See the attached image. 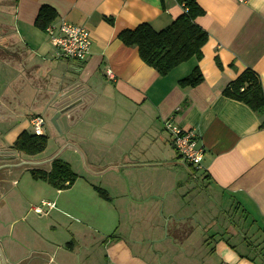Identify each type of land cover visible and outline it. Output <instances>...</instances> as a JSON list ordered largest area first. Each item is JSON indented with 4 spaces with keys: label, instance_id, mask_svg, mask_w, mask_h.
Returning <instances> with one entry per match:
<instances>
[{
    "label": "crops",
    "instance_id": "crops-1",
    "mask_svg": "<svg viewBox=\"0 0 264 264\" xmlns=\"http://www.w3.org/2000/svg\"><path fill=\"white\" fill-rule=\"evenodd\" d=\"M196 3L204 14L195 23L208 35L202 59L194 57L161 76L119 35L142 24L165 29L185 11L177 0H0V146L10 150L22 132L33 134L30 121L36 115L44 117V135L55 142L52 150L36 156L10 150L7 169L0 173V247L8 264H165L164 258L166 264H264V114L223 95L246 69L259 75L264 88V0ZM44 6L56 12L52 23L67 21L90 31L86 61L53 59L46 31L35 24ZM195 67L203 82L182 88L179 81ZM75 103L57 120L62 133L47 129L48 112L53 118ZM166 121L199 135L205 153L194 173L173 148ZM55 159L74 172L75 162L83 166L86 175L78 181L90 187V201L105 204L111 217L118 215L119 227L132 205L153 208L155 220L145 228L158 236L150 244L163 243L167 250L136 241L137 230L116 229L109 236L117 240L106 241V235L100 241L104 257L98 262L87 232L74 221L75 228L63 230L68 215L83 214L90 222V208L49 200L77 193L73 186L58 191L27 179L18 191L25 174L34 180L31 170L50 171ZM107 175L106 189L88 181ZM168 177L171 184L165 186ZM95 188L105 190L111 201L100 198ZM20 195L54 205L38 214L49 217L46 227L27 213L22 227L10 221L25 201ZM159 209L168 212L166 231L164 217L157 219ZM210 210H215L213 219ZM214 227L219 231L208 236ZM199 228L207 236L195 241L192 234Z\"/></svg>",
    "mask_w": 264,
    "mask_h": 264
},
{
    "label": "trees",
    "instance_id": "trees-1",
    "mask_svg": "<svg viewBox=\"0 0 264 264\" xmlns=\"http://www.w3.org/2000/svg\"><path fill=\"white\" fill-rule=\"evenodd\" d=\"M177 2L183 5L185 11L165 29L156 31L149 24H142L134 30H125L119 35L126 46L137 47L142 61L154 68L161 76L168 75L174 68L194 57L201 60L202 47L208 39L207 33L195 23L196 18L204 14L196 0H177ZM56 18V12L44 6L40 9L35 24L46 31ZM203 79L200 69L195 67L189 76L179 81V85L182 88L196 87L203 82ZM223 95L246 104L256 114H264V88L259 75L252 69H246L230 83L223 91ZM186 105L187 103L184 102L179 111ZM48 141L46 135L35 136L24 131L15 140L13 148L26 156H36L47 149ZM190 167L194 173L196 170ZM31 176L34 180L44 181L58 191L70 189L79 179L72 167L62 159H55L50 171L31 170ZM95 190L100 198L111 201L105 190L100 188ZM108 240L114 241L117 237L111 235L107 237L106 241ZM72 243L73 241L67 245L69 249Z\"/></svg>",
    "mask_w": 264,
    "mask_h": 264
},
{
    "label": "rangeland",
    "instance_id": "rangeland-1",
    "mask_svg": "<svg viewBox=\"0 0 264 264\" xmlns=\"http://www.w3.org/2000/svg\"><path fill=\"white\" fill-rule=\"evenodd\" d=\"M1 31L2 30L0 29V32ZM0 55H3V54H0ZM19 109L22 110V107H19ZM51 119L52 118L50 116V113L48 112L47 113V129L50 128L51 130H54V133L58 134L59 131L54 126ZM48 134L50 136L49 131H48ZM50 138H51L50 139L51 141H49V146H48L49 151L53 149V146L55 143L52 135L50 136ZM74 169H75V172H77V175L79 174L78 176L80 178L85 177L86 171L83 168V166H81L78 162H75ZM27 179L30 182L29 183L30 185H33L32 184L33 181H36V180H32L30 178L29 174H25L24 178L21 180L20 186L18 187V191L22 190V186L25 184ZM110 179H111V177L107 175L106 178H102V179H100V181L96 180L92 177H90V179H88V181L90 182V180H92V182H95L96 184H98L99 186L101 185V187H102L105 184H109L111 182ZM166 179H167V182H164V185L169 186L171 184L170 179H169V177ZM35 188H37V187H35ZM72 188H75V191L77 193L66 192V193H63L61 196L57 195L55 197L50 198L49 200L56 202L58 206H62V207H65L66 205L73 203L72 207L74 205H78V207H80V206L85 207L86 206V207L90 208V222L86 221L85 217H83V214L82 215L79 214V216L78 215L73 216L75 218H71L70 217L71 215H68L69 218H68V216H67V218H63V223H64L63 226L65 227V225H66V227H65L66 229H63V230L64 231L66 230L65 232L67 233V228H70V229L75 228L74 223H77L76 225H79L78 227L82 231L87 232L88 233V235H87L88 240L91 243L90 244V251L92 253H94L96 258L99 257L100 260H98V262L103 260V257H104V252H103L104 249H103V245L100 243V241L103 238H106L105 237L106 235L109 236V234L114 232L116 229H117V233H122V231H125V230H128V232H130V230H132L131 232H134L135 230H137L138 232L135 233L136 236L132 235L136 241L139 240L140 242H144V240H145V242H147L146 247L151 245L158 250L159 249L162 250V248L164 251L167 250L166 249L167 247L163 243L161 245L159 243L158 244H150L152 242L151 240H154V238H157L158 234L155 231L152 232V229L149 230L148 228H145V226H147L148 223H149L148 225H150L155 220V212H153L154 209L153 208L150 210L147 209V207H149V205H146V204L145 205H135V206L132 205L130 207L129 213L126 212L122 215L121 227H119V224L117 221L118 215H115L113 218V217H111L112 213L107 209V206L105 204H103L102 202L90 201V187L86 185L85 180H82V179L79 181L77 180ZM102 188H104V187H102ZM31 189H32V187H31ZM104 189H106V188H104ZM46 195L48 196L49 194H46ZM20 197L25 199V201H24V203L21 204L20 207H18L16 209V211H12V213H11L12 216H11L10 221H19L18 226L22 227L20 224L21 220H23L24 214L27 213L28 216H30V218L37 216V219H38L37 222L40 223V226L43 228L46 227L48 222H49V217H47V216L42 217L41 216L42 219H39L38 217H40V216H38L37 213L30 211V207H37L40 205L41 202H38L37 200H31L30 201V199H33L34 196L30 197V196L20 195ZM97 199H100V198L98 197ZM208 205H209V203H208ZM91 211H96V212H91ZM207 213L209 214L210 218L213 219L214 214H215V210L207 211ZM92 215H94V216H92ZM95 215H97V216H95ZM18 216H19V220L16 219ZM159 216L164 217V219H165L164 225H163V227H164L163 230L166 231V229H165L166 221H167V226L169 223V219L166 218V217H168V212L166 210L164 211V209H159L158 214H157L158 220H159ZM91 217L93 219H94V217H96V221H95V219H94V221L91 220ZM230 218H227V219H230ZM76 219H78V222L75 221ZM131 219H133V221L135 220V224H130L128 222V221L131 222ZM71 221H74V223ZM28 222H32L31 219H29ZM59 223H57V226H56L57 234L60 233ZM226 223H227V226L230 227V228H228V230H231L232 227H231V224L229 223V221H226ZM71 225H72V227H70ZM130 226L131 227L133 226V228H131ZM214 228L215 229H209L208 230V233H207L208 236L210 234L215 233L216 231L217 232L219 231L217 227H214ZM204 236H207L206 233L203 231L202 228H199L196 231H194V233L192 234V239L195 241H200L199 238L200 237L204 238ZM63 237L65 238V236H61L62 239H63ZM69 241H65V242H69ZM195 243H197V242H195ZM199 246H200L199 244L197 246H195V250L198 251ZM160 254H161V251H160ZM166 257L169 258L170 255L168 254ZM167 261L168 260L166 258L163 259V263L166 264ZM177 261L179 262V258ZM156 262H158V261H156ZM160 262L162 263V260H160Z\"/></svg>",
    "mask_w": 264,
    "mask_h": 264
},
{
    "label": "built area",
    "instance_id": "built-area-1",
    "mask_svg": "<svg viewBox=\"0 0 264 264\" xmlns=\"http://www.w3.org/2000/svg\"><path fill=\"white\" fill-rule=\"evenodd\" d=\"M46 35L52 47L54 60H76L86 61L92 44L90 31L76 24L67 21L51 23L46 28ZM113 78L109 72L108 75ZM32 132L35 136L45 134V119L41 115L31 118ZM165 129L171 134L172 146L184 164L200 169L204 156V148L199 144V135L192 129H182L171 121L165 122ZM53 208L52 203L42 202L41 205L33 207V212L45 214L43 207Z\"/></svg>",
    "mask_w": 264,
    "mask_h": 264
},
{
    "label": "water",
    "instance_id": "water-1",
    "mask_svg": "<svg viewBox=\"0 0 264 264\" xmlns=\"http://www.w3.org/2000/svg\"><path fill=\"white\" fill-rule=\"evenodd\" d=\"M77 105V103H75V104H73V105H71V106H69V107H67V108H65V109H63V110H61L60 112H58V113H56L54 116H53V118H52V123L54 124V126L57 128V130L59 131V133H62V131L60 130V127H59V125H58V119H59V117L61 116V115H63V114H65L66 112H68V111H70L71 109H73L75 106ZM1 154V153H0ZM10 160V158L9 157H7V158H2L0 161H9ZM7 169V167H5V166H0V171H4V170H6ZM0 259H1V262H2V264H8L7 263V261H6V259H5V256H4V253H3V251H2V248L0 247Z\"/></svg>",
    "mask_w": 264,
    "mask_h": 264
},
{
    "label": "flooded vegetation",
    "instance_id": "flooded-vegetation-1",
    "mask_svg": "<svg viewBox=\"0 0 264 264\" xmlns=\"http://www.w3.org/2000/svg\"><path fill=\"white\" fill-rule=\"evenodd\" d=\"M3 136V134H0V140H1V137ZM10 150H14V151H16L14 148H13V146L11 147V149ZM10 150H8V149H5L4 148V146H0V160L2 159V158H7V157H12V151H10ZM18 152V151H17ZM22 154V153H21ZM10 161V160H9ZM7 161H0V166H5V163H6ZM5 171V170H4ZM4 171H0V173H2V172H4Z\"/></svg>",
    "mask_w": 264,
    "mask_h": 264
}]
</instances>
